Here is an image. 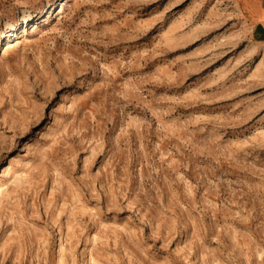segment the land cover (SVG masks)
Listing matches in <instances>:
<instances>
[{
    "label": "rangeland",
    "instance_id": "rangeland-1",
    "mask_svg": "<svg viewBox=\"0 0 264 264\" xmlns=\"http://www.w3.org/2000/svg\"><path fill=\"white\" fill-rule=\"evenodd\" d=\"M248 1L0 0V264H264Z\"/></svg>",
    "mask_w": 264,
    "mask_h": 264
},
{
    "label": "crops",
    "instance_id": "crops-1",
    "mask_svg": "<svg viewBox=\"0 0 264 264\" xmlns=\"http://www.w3.org/2000/svg\"><path fill=\"white\" fill-rule=\"evenodd\" d=\"M247 10L252 23L251 39L264 54V0H249Z\"/></svg>",
    "mask_w": 264,
    "mask_h": 264
}]
</instances>
